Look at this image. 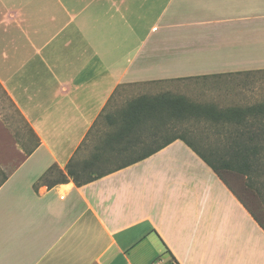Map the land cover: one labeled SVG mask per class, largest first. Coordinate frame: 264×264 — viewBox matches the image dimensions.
I'll return each instance as SVG.
<instances>
[{
    "label": "crops",
    "instance_id": "0c3cea01",
    "mask_svg": "<svg viewBox=\"0 0 264 264\" xmlns=\"http://www.w3.org/2000/svg\"><path fill=\"white\" fill-rule=\"evenodd\" d=\"M261 75L264 0H0V83L38 138L0 187V264H264L263 226L202 158L258 154L262 111L198 119L217 143L187 135L80 185L69 174L122 87ZM236 102L200 104L264 99Z\"/></svg>",
    "mask_w": 264,
    "mask_h": 264
},
{
    "label": "rangeland",
    "instance_id": "374dc122",
    "mask_svg": "<svg viewBox=\"0 0 264 264\" xmlns=\"http://www.w3.org/2000/svg\"><path fill=\"white\" fill-rule=\"evenodd\" d=\"M255 80H262L258 94L240 89L245 87L249 90L251 85L256 83ZM161 94H180L192 102H214L228 107L235 105L236 101L264 99V75L214 79L178 78L122 87L91 130L74 161L73 169L79 173L81 179L115 169L175 134L188 135L191 138L200 136L208 143H217L215 133L220 127L196 118H165L162 122L151 120L145 125L136 124L130 131L125 130L121 137L116 136L119 132L123 133V112L132 100L144 95L153 97ZM258 142L263 149L251 157V166L246 169L247 174L225 168L220 170L264 225V139ZM37 143L38 138L0 83V182Z\"/></svg>",
    "mask_w": 264,
    "mask_h": 264
},
{
    "label": "trees",
    "instance_id": "16d2710c",
    "mask_svg": "<svg viewBox=\"0 0 264 264\" xmlns=\"http://www.w3.org/2000/svg\"><path fill=\"white\" fill-rule=\"evenodd\" d=\"M253 110L264 112V103H262L258 107H253V108L250 107L247 109L235 108V107L218 109L214 105H202L200 103L192 102L186 96L180 94L179 95L161 94L153 97L144 95L132 100L129 103L128 107L123 112V122H124V127L122 130L123 133L119 132L116 134V136L118 137L123 136L125 134V130L130 131V129L136 126V124L142 123L145 125L147 122L156 119L162 122L165 120V118L178 120V119H192V118L200 119L201 117H205V118H212L215 120V122H217L216 120H218L219 116L226 115L227 118L232 119L237 114L245 113L246 111H253ZM161 124L163 125V123ZM177 138H181L186 141V137L184 135L175 134L174 136L165 139L162 143H160L156 147L149 149L147 152L143 153L142 155H139L134 159L129 160L128 162L122 164L119 167H123L131 163L137 162L139 160H142L148 157L149 155L153 154L157 150L163 148L164 146H166L167 144H169L170 142H172ZM133 143L135 144L134 141ZM252 151L256 152L255 148L245 149L243 150V152L241 151L238 154L209 155V156H202V158L217 172H220L219 170L221 168H225L247 174L246 169H249L251 166V157L256 155L255 153H249ZM224 156H227L229 158L227 159L222 158ZM210 157H212V159ZM104 173L92 175L91 177L81 179L79 173H77L73 168L69 169V174L74 179V181L79 185L88 182L90 180H93L94 178L99 177ZM8 176L9 175L4 176L3 180L0 182V187L8 179ZM43 179L44 177H42L40 181H42ZM257 219L264 228V225L260 221V219L259 218ZM166 264H176V261L174 258H171V261H169Z\"/></svg>",
    "mask_w": 264,
    "mask_h": 264
},
{
    "label": "built area",
    "instance_id": "2783aa9c",
    "mask_svg": "<svg viewBox=\"0 0 264 264\" xmlns=\"http://www.w3.org/2000/svg\"><path fill=\"white\" fill-rule=\"evenodd\" d=\"M153 264H166L165 262L161 261V260H157L155 261Z\"/></svg>",
    "mask_w": 264,
    "mask_h": 264
}]
</instances>
